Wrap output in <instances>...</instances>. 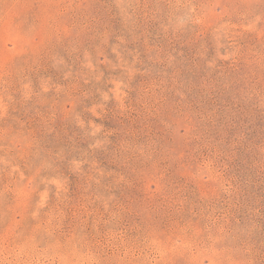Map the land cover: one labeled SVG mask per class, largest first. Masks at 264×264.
<instances>
[{
    "label": "rangeland",
    "instance_id": "obj_1",
    "mask_svg": "<svg viewBox=\"0 0 264 264\" xmlns=\"http://www.w3.org/2000/svg\"><path fill=\"white\" fill-rule=\"evenodd\" d=\"M0 264H264V0H0Z\"/></svg>",
    "mask_w": 264,
    "mask_h": 264
}]
</instances>
